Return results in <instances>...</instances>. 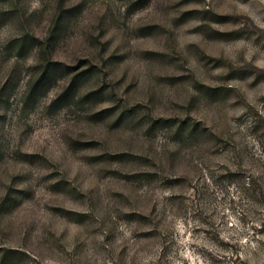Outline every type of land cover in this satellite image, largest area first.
I'll list each match as a JSON object with an SVG mask.
<instances>
[{"label": "rangeland", "instance_id": "374dc122", "mask_svg": "<svg viewBox=\"0 0 264 264\" xmlns=\"http://www.w3.org/2000/svg\"><path fill=\"white\" fill-rule=\"evenodd\" d=\"M0 264H264V0H0Z\"/></svg>", "mask_w": 264, "mask_h": 264}, {"label": "trees", "instance_id": "16d2710c", "mask_svg": "<svg viewBox=\"0 0 264 264\" xmlns=\"http://www.w3.org/2000/svg\"><path fill=\"white\" fill-rule=\"evenodd\" d=\"M28 40H31V38L23 36L21 38H17L16 41L20 42L19 48H23L22 44L24 45L25 42ZM55 68V64L53 61H51L50 58H47L45 63L43 64V69L41 74L36 78V80L33 82L32 86L29 88L28 95L32 96L33 99H36L38 97V94L40 91L45 89V84L48 82L51 73L53 72Z\"/></svg>", "mask_w": 264, "mask_h": 264}]
</instances>
